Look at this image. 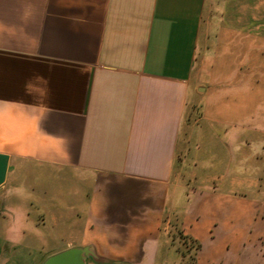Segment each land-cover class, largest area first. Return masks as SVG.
<instances>
[{"label":"crops","instance_id":"obj_1","mask_svg":"<svg viewBox=\"0 0 264 264\" xmlns=\"http://www.w3.org/2000/svg\"><path fill=\"white\" fill-rule=\"evenodd\" d=\"M68 248L264 264V0H0V264Z\"/></svg>","mask_w":264,"mask_h":264},{"label":"rangeland","instance_id":"obj_2","mask_svg":"<svg viewBox=\"0 0 264 264\" xmlns=\"http://www.w3.org/2000/svg\"><path fill=\"white\" fill-rule=\"evenodd\" d=\"M198 188L197 186L192 185H179L177 186L176 190H181L183 192H193L196 191ZM172 221L173 227H174V238L176 239V242L178 243V247L181 250L184 257H188L187 261L191 262L192 256H194L195 247L193 245V242L191 239L187 238L186 236L182 235L180 231V223L179 218L175 217ZM45 261V260H44ZM43 264V263H42Z\"/></svg>","mask_w":264,"mask_h":264},{"label":"water","instance_id":"obj_3","mask_svg":"<svg viewBox=\"0 0 264 264\" xmlns=\"http://www.w3.org/2000/svg\"><path fill=\"white\" fill-rule=\"evenodd\" d=\"M83 249L71 248L61 251L45 259L43 264H85L83 258Z\"/></svg>","mask_w":264,"mask_h":264}]
</instances>
